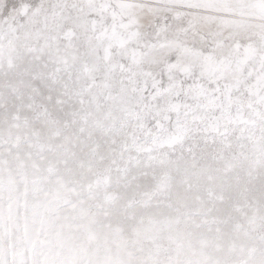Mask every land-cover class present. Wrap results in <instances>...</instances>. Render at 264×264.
I'll return each mask as SVG.
<instances>
[{"label":"snow or ice","instance_id":"1","mask_svg":"<svg viewBox=\"0 0 264 264\" xmlns=\"http://www.w3.org/2000/svg\"><path fill=\"white\" fill-rule=\"evenodd\" d=\"M0 264H264V0H0Z\"/></svg>","mask_w":264,"mask_h":264}]
</instances>
